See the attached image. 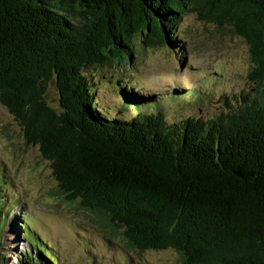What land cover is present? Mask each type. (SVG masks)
<instances>
[{"label":"trees","instance_id":"obj_1","mask_svg":"<svg viewBox=\"0 0 264 264\" xmlns=\"http://www.w3.org/2000/svg\"><path fill=\"white\" fill-rule=\"evenodd\" d=\"M186 13L247 43L249 89L222 96L211 118L170 121L124 75L112 84L136 112L101 105L88 70L125 68L138 39L181 49ZM0 104L49 162L54 193L120 229L130 249L264 264V0H0ZM43 244L48 260L22 264H59Z\"/></svg>","mask_w":264,"mask_h":264},{"label":"rangeland","instance_id":"obj_2","mask_svg":"<svg viewBox=\"0 0 264 264\" xmlns=\"http://www.w3.org/2000/svg\"><path fill=\"white\" fill-rule=\"evenodd\" d=\"M177 33L179 50L143 48L138 39L125 68L88 70L100 104L123 117L136 112L123 105L112 84L124 75L140 88V94L149 97L148 101L161 98L170 121L211 118L222 107V96L233 97L249 89L248 72L253 64L248 45L231 34L228 26L220 31L214 24L186 13ZM177 93L188 95L176 98L173 95ZM46 99L60 108L54 83ZM0 182V196L7 199L5 204L0 201V261L4 264H22V257L44 263L49 259L47 254L34 249V245L45 248L43 242L51 247L59 264H181L173 249H130L120 229L111 233L107 227H99L93 214L56 195L49 162L37 146L26 144L21 125L1 104Z\"/></svg>","mask_w":264,"mask_h":264}]
</instances>
